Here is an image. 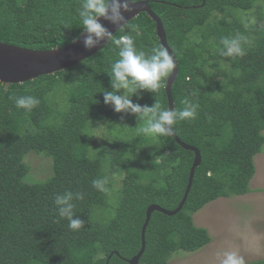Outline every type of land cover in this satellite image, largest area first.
<instances>
[{"label": "trees", "instance_id": "obj_1", "mask_svg": "<svg viewBox=\"0 0 264 264\" xmlns=\"http://www.w3.org/2000/svg\"><path fill=\"white\" fill-rule=\"evenodd\" d=\"M140 1H148L159 17L177 62L173 109L181 110L185 98L199 104L195 120L174 125L179 140L198 149L201 158L186 200L173 216L151 214L138 260L168 264L175 252L193 253L211 241L205 228L194 225L196 212L219 198L251 192L253 157L264 144V0ZM80 4L0 0V43L37 51L65 47L81 35ZM253 11L255 19L248 16ZM124 34L133 35L137 48L146 53L161 46L155 23L145 13L114 38ZM236 35L249 41L245 55L221 56V39ZM118 58L109 41L66 70L22 84L0 83V264H128L140 249L146 208L154 204L173 211L180 203L194 153L171 136L146 137L140 130L88 157L89 143L83 138L88 122L121 119L102 95L104 89L112 90L110 65ZM21 95L40 103L26 113L15 106ZM133 102L168 108L165 86L155 95L142 92ZM135 119L130 114V131ZM127 147L149 148L155 154L137 152L132 168L123 152ZM29 152L51 161V175L42 182L23 183L29 171L23 159ZM116 170L122 179L113 214L94 220L96 210L112 207L107 201L112 196L110 175ZM97 179L107 181V192L93 187ZM66 191L83 194L74 201V218L84 221L79 230L70 229L55 207V196Z\"/></svg>", "mask_w": 264, "mask_h": 264}, {"label": "clouds", "instance_id": "obj_2", "mask_svg": "<svg viewBox=\"0 0 264 264\" xmlns=\"http://www.w3.org/2000/svg\"><path fill=\"white\" fill-rule=\"evenodd\" d=\"M140 0H81L78 9V17L82 27L80 28L84 47L92 50L102 43L111 41L118 49V59L110 65L111 91L102 92L103 101L110 106L115 113L132 114L137 121L143 123L140 129L144 135L166 137L171 136L178 121L195 120L198 115L199 104L185 98L184 107L176 111L162 108L159 103L151 106L133 102V97L140 98V93L148 92L158 94L165 86L167 78L171 77L176 68L173 56L166 47L157 46L145 52L139 50L135 44L133 35L124 34L114 38V34L100 23V19L110 23L118 31L125 28L128 20L125 13L131 14ZM132 31H137L133 28ZM75 42V41H74ZM221 56L233 57L245 55V45L249 43L246 37L236 35L224 37L220 41ZM40 103V100L32 95L15 97V106L18 109L30 113ZM114 127H120L116 125ZM127 127V126H125ZM124 128V127H120ZM107 181L97 179L92 182L93 187L99 191L107 192ZM82 193L66 191L57 194L54 204L58 215L68 220V226L72 230H79L84 226V221L74 214L75 200H82ZM221 264H245L244 258L234 251L223 254Z\"/></svg>", "mask_w": 264, "mask_h": 264}, {"label": "rangeland", "instance_id": "obj_3", "mask_svg": "<svg viewBox=\"0 0 264 264\" xmlns=\"http://www.w3.org/2000/svg\"><path fill=\"white\" fill-rule=\"evenodd\" d=\"M255 19L256 13H248ZM119 125L120 127H114ZM142 122L135 119L134 131H130V114L121 113L120 121L92 119L83 131V138L88 141V157H96L97 151L117 140L124 141L129 136L140 131ZM127 126V127H125ZM135 137V136H133ZM146 137H148L146 135ZM124 156L128 164L136 167L137 152L142 155H153L155 151L149 148H126ZM122 152V153H123ZM29 171L23 178V183L32 184L42 182L51 175V161L34 152H29L23 159ZM255 174L250 181L251 192L243 196L219 198L201 208L193 215L194 225L205 228L211 241L200 250L187 253L175 252L168 264H221L223 254L234 251L244 258L245 264L264 261V144L260 153L253 157ZM132 164V165H131ZM129 166V165H128ZM127 176L129 174H126ZM112 179L111 197H108L106 210H96L94 220L105 221L111 218L116 204L115 192L120 187L122 172L114 171Z\"/></svg>", "mask_w": 264, "mask_h": 264}, {"label": "water", "instance_id": "obj_4", "mask_svg": "<svg viewBox=\"0 0 264 264\" xmlns=\"http://www.w3.org/2000/svg\"><path fill=\"white\" fill-rule=\"evenodd\" d=\"M140 13H145L155 23L156 36L159 39L161 46L166 47L174 58L176 68L172 76L167 78L165 84L168 109H173L171 87L176 79L178 71L175 56L166 43V36L162 23L159 17L152 12L148 1H140V4L135 6V11L131 14L125 13V16L129 22ZM100 23L107 27L113 34L118 32L117 28L103 20V18L100 19ZM83 39L84 38L80 35L76 40H74L75 42L73 41L65 47L49 51L30 50L14 45L0 43V83L4 85L22 84L43 75H51L56 72L66 70L101 51L107 44L102 43L97 48L87 50L84 47ZM171 137L181 148L194 153V159L189 171L186 189L180 203L173 211L165 210L154 204L146 208L145 219L140 230V249L134 257L127 260L128 264H138V260L144 251V235L151 214L153 212H158L167 216H173L180 211L191 187L194 170L200 164L201 158L198 149L181 142L175 133H173ZM105 264H107V262Z\"/></svg>", "mask_w": 264, "mask_h": 264}]
</instances>
